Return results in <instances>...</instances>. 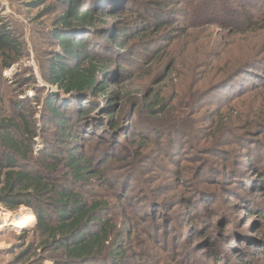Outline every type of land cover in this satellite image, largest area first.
<instances>
[{"label": "trees", "instance_id": "trees-1", "mask_svg": "<svg viewBox=\"0 0 264 264\" xmlns=\"http://www.w3.org/2000/svg\"><path fill=\"white\" fill-rule=\"evenodd\" d=\"M48 1L40 0L35 5ZM54 1V7L49 5L46 13L55 12L58 6L61 8L48 38L56 49L42 58L40 67L47 85L57 91L49 90L43 100L35 98L34 106L42 105L41 121L36 120V108L28 98L15 103L14 116H8L0 91V206L11 212L26 207L36 217L31 234L20 235L25 240L22 246L29 244L13 264H44L45 261L128 264L137 255L136 246L165 245L167 241L166 237L160 239L148 227H143V220L150 218L149 212L138 211V217L132 218L127 217V209L121 207L124 214L119 211L124 202L130 204L127 192L134 180L133 173L125 172L129 169L127 166L124 169L118 165L126 154L134 163L144 160V174L158 172L174 178V182L162 185L161 190L175 191L171 200L187 204L196 217L198 204L206 195L194 185L192 191L185 193L176 187L181 182L188 185L186 170L189 168L180 163L185 159L187 138L196 136L182 126L191 122L192 116H176L170 111L169 97L162 93L140 96L139 91L132 90L130 82H139L135 75L143 74L145 65L163 58L166 42L173 41L171 35L202 21L203 11L209 13L205 16L208 18L216 14L231 17L229 24L224 21L215 24L224 29L234 27L239 34L255 32L257 28L249 13H244L240 20L222 12L227 0ZM258 2L252 0V3ZM182 14L185 24L180 28L178 19ZM18 38L0 19V74L26 57L24 43ZM252 63H244L204 91V95L227 82L226 89L235 83L228 93L237 88H243V93L256 88V80L262 81L264 76L246 69ZM29 80L35 82L34 77L26 81ZM261 86L264 85L257 87ZM199 105H195V110ZM259 124L264 128V121ZM36 139L41 140L42 148L36 147ZM128 140L131 145L127 144ZM220 144L208 149L210 155L225 162L220 169L222 174H227L229 182L220 183L218 190L228 192L230 187L240 188L243 193L240 202L252 212L255 209L246 196L257 192L264 196V175L261 172L254 175L255 184L253 181H249L250 185L240 183L232 168L234 164L229 161L233 151ZM243 150L250 152L246 147ZM157 153L164 161H156ZM112 169L115 170L111 172ZM210 169L199 167L193 175L194 182L200 178L208 181V175L213 173ZM217 192L207 199L211 205L217 204H212L218 197ZM230 207L237 208V204ZM152 212L153 227H157V214ZM119 213L125 217L124 227L116 219ZM227 228H231L228 222L221 230L224 238L231 237L226 233ZM136 230L144 232V236L137 237ZM208 244L219 261L220 253L214 249L217 246L211 239ZM241 261L254 264L243 258Z\"/></svg>", "mask_w": 264, "mask_h": 264}, {"label": "rangeland", "instance_id": "rangeland-1", "mask_svg": "<svg viewBox=\"0 0 264 264\" xmlns=\"http://www.w3.org/2000/svg\"><path fill=\"white\" fill-rule=\"evenodd\" d=\"M39 1L0 0V19L24 43L26 54L21 61L0 74L3 103L7 115L14 116V104L28 98L29 103L36 108L35 118L38 122L41 121L42 105L39 103L34 106L35 98L40 97V100H43L49 90L57 91L56 88L49 87L43 79L40 62L48 52L56 49L48 38L55 18L61 13L59 6L55 12L46 13L49 5L54 7V0H49L44 5H35ZM227 1L222 12L240 20L244 13H249L248 16L253 18L257 31L239 34L234 27L224 29L215 23L224 21L229 24L227 22L232 21L231 17L216 14L208 18L205 16L209 13L203 11L202 21L189 24L183 32L178 31L171 35L173 41L166 42L167 48L163 58L145 65L144 73L138 72L135 75L139 82H130L132 90L139 91L140 96L148 97L152 93H162V96L169 97L172 102L170 111L177 114L176 116H192L191 122L182 126L183 130H191L196 136L187 138L185 159L180 163L189 168L186 170L188 185L181 182L176 187L177 191L185 193L192 191L196 186L205 191L206 195L199 200L196 217L191 213L194 210H190L187 204H177L178 202L171 200L175 191L161 190L162 185L174 182V178H168L158 172H153L155 175L149 172L144 174V160L134 163L131 156L126 154L118 165L124 166V169L127 166L129 169L125 172L133 173L134 180L127 192L130 204L126 205L124 202L120 208L127 209V217L132 218L135 215L138 217V211L149 212L150 218L143 220V227H148L160 239L166 237L168 244L167 248L166 244L162 243L144 246L137 243L140 245L135 248L137 255L132 256L128 264H242V258L254 264H264V196L259 192L247 194L248 203L255 209L249 212L240 202L243 194L240 188L234 190L230 187L228 192L218 190L220 183L229 182L225 177L227 174H222L223 169H220L225 162L210 155L208 150L220 142L226 150L233 151L234 156L231 155L229 161L234 164L232 168L237 172L240 183L242 181L248 185L249 181H253L255 184L254 175L258 172L264 175V128L259 124L264 121V86L257 87L264 85V79L259 82L257 79V84H254L256 88L245 93L243 88L228 93V90L235 87L234 83L226 89L228 82L208 94L203 93L246 62H253L246 69L264 76V0H259L257 4L252 3V0ZM256 7L261 8L257 10ZM178 20V27H183V14ZM172 63L175 64L173 68ZM164 74L162 80L154 82ZM31 77L35 78V82L26 81ZM38 88L44 91L40 92ZM196 104L200 105L195 110ZM33 108L31 109L34 110ZM36 140V147L42 148L41 140ZM127 144L131 145V142L128 140ZM243 147L248 148L250 152L247 154ZM160 157L158 153L155 154L156 161H164ZM241 163L244 164L240 167ZM203 166L211 168L213 173L208 175V181L200 178L194 182L195 171ZM113 170L115 169L111 172ZM216 192L218 197L212 204H217L211 205L207 199ZM115 199L120 200L121 197ZM235 204L237 208L230 207ZM225 207L230 209L226 211ZM119 211L123 213L122 208ZM152 211L157 214V227H153ZM120 213L116 219L124 227L125 217ZM21 214H31L35 220L22 227L12 226L10 218ZM227 222L231 226L226 230V233L231 235L230 238H224L221 234ZM35 227L36 217L29 208L21 207L11 212L0 206V264H13L14 259L29 244L27 242L22 246L25 240L20 235L31 234ZM136 231L137 237L144 236V232ZM145 238L148 239H143ZM30 239L28 238V241ZM208 239L217 246L214 249L220 253L219 261L214 256L213 248L209 247ZM9 250H13V253H7ZM44 264L52 262L45 261Z\"/></svg>", "mask_w": 264, "mask_h": 264}, {"label": "bare ground", "instance_id": "bare-ground-1", "mask_svg": "<svg viewBox=\"0 0 264 264\" xmlns=\"http://www.w3.org/2000/svg\"><path fill=\"white\" fill-rule=\"evenodd\" d=\"M33 220H35L33 215H31V214H21L20 216L11 217L10 218V224L12 226H18V227L21 226L22 227V225H24L26 223L28 224L30 221H33Z\"/></svg>", "mask_w": 264, "mask_h": 264}]
</instances>
